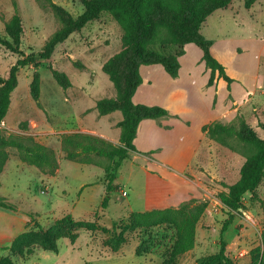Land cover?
<instances>
[{
	"label": "rangeland",
	"instance_id": "374dc122",
	"mask_svg": "<svg viewBox=\"0 0 264 264\" xmlns=\"http://www.w3.org/2000/svg\"><path fill=\"white\" fill-rule=\"evenodd\" d=\"M52 1L74 17L83 10L80 0ZM14 6L22 22V54L38 52L61 26L59 18L37 0H0L2 34L5 22L14 14ZM201 33L213 40L212 54L233 78L228 90L226 82L216 76L212 84V116L205 124L237 125L242 118L264 137V0H230L226 8L206 18ZM193 46L185 49L182 64L191 70L198 93L206 70L200 65L199 48ZM121 48L122 29L108 12H103L57 44L51 56L40 60L37 67L30 64L18 71L17 85L0 122L1 131L5 136L30 137L49 147L54 163L29 164L21 160L17 148L3 149L6 158L0 167V197L14 208H0V246L23 231L46 230L66 214L95 221L98 228L75 230L71 236L57 239L54 249L40 244L30 245V253L12 254L0 249V264H165L164 244L172 230L155 227L142 238L140 228L130 225L129 216L132 211L177 207L186 201L202 203L205 208L196 225L194 247L182 254L176 264H200L202 258L216 253L221 243L232 264H258L253 260L255 252L264 263V204L258 200L264 199V181L254 194L243 196L241 208L222 231L228 214L217 195L238 179L245 160V149L237 138L221 135L215 139L201 129L194 161L183 170L165 164L164 173L142 160L144 156L153 158L160 148L142 152L144 155L130 153L119 164L116 158L109 161L90 156V161L85 162L67 157L62 140L74 131L119 143L117 122L122 118L121 112L100 115L96 101L116 95L102 66ZM20 56L0 45V75L4 76ZM52 69L63 71L71 85L62 88L53 78ZM35 72L40 80L38 99L30 93ZM152 78L156 82L150 90L154 101L174 104L171 85L162 71L154 68ZM207 81L205 85L212 86ZM204 98L205 95L201 100ZM190 118L192 138L198 133L199 119L196 114ZM149 137H142L141 142L149 143ZM153 138V144L159 142L166 147L164 155L173 154L168 150L173 146L168 145L166 138ZM106 165L115 170L114 183L120 188L110 194L107 206L101 207Z\"/></svg>",
	"mask_w": 264,
	"mask_h": 264
},
{
	"label": "trees",
	"instance_id": "16d2710c",
	"mask_svg": "<svg viewBox=\"0 0 264 264\" xmlns=\"http://www.w3.org/2000/svg\"><path fill=\"white\" fill-rule=\"evenodd\" d=\"M41 6L53 10L61 22L45 41L38 52L22 54L20 41L23 33L22 22L17 7L14 14L5 22L4 33L0 32V45L10 52L21 54L4 76L0 75V122L4 118L10 104L11 92L17 85L18 71L27 66L37 67L39 61L47 59L55 46L63 42L70 34L79 31L87 23L98 19L103 12H108L122 29V48L107 59L102 70L114 84L116 95L112 98H101L96 101V109L100 115L120 111L122 118L117 122L120 128L119 143L115 144L103 137L74 131L66 134L62 140L66 155L70 159L90 161V156L103 157L109 161L129 157L136 151L134 138L138 124L146 118L159 119L175 116L160 105L134 103L132 96L142 82L139 71L141 65L160 64L165 72L175 78L180 68L179 57L185 53V44L194 43L201 51V60L210 70L207 85L222 78L227 89L233 81L225 70V66L212 54L213 40L201 33L206 18L218 9L228 6L230 0H80L82 12L76 17L52 0H37ZM52 76L62 88H68L71 82L60 70L52 69ZM39 74L35 72L30 82V93L34 99L39 96ZM211 138L220 139L221 135L235 137L242 144L245 160L239 170L238 179L228 186L226 191L217 197L227 208L228 217L224 220L222 231L231 223L233 213L241 208L242 198L246 193L254 194L264 181V137L244 120L239 119L237 125L213 122L201 127ZM15 147L22 161L34 165L54 163L52 150L30 137L5 136L0 128V167L6 158L3 149ZM107 178L105 194L100 206L106 207L110 194L119 190L114 183L116 172L110 165L104 167ZM264 204V199H258ZM0 208L13 210L14 205L0 197ZM205 205L186 201L177 207L153 208L130 213V225L140 228L142 238L150 234L155 227H168L172 234L165 242L167 248L165 264H176L177 259L194 247L196 225L204 212ZM98 228L95 221L74 219L66 214L46 230L23 231L0 249H8L10 253L28 252L30 245L40 244L54 249L57 239L71 236L75 230L94 231ZM139 252V249H138ZM255 252V250H254ZM260 255L255 252L254 262L264 264ZM200 264H232L224 243L219 250L200 260Z\"/></svg>",
	"mask_w": 264,
	"mask_h": 264
},
{
	"label": "crops",
	"instance_id": "0c3cea01",
	"mask_svg": "<svg viewBox=\"0 0 264 264\" xmlns=\"http://www.w3.org/2000/svg\"><path fill=\"white\" fill-rule=\"evenodd\" d=\"M193 45L194 43H187L185 44L184 48L186 49L187 47H191ZM212 49L213 46H211V50ZM199 53L201 56L202 51L200 49ZM183 55L178 58L180 68L178 71V75L175 78L168 75L160 64L141 65L139 71L142 77V82L137 87L134 95L132 96V101L134 103L160 105L162 107L164 106V108H168L167 110L171 115H176V117L169 116L166 118H146L141 120L138 124L136 136L133 140L136 147V151L134 153L139 155H144L142 154V152L160 148L159 152L153 153V158L144 156L142 160L145 162H150V166H153L155 169L157 168L161 171V173H164L165 171V164L173 167L174 169L183 170L188 166V164L194 161L198 149V137H200L202 134L201 127L212 116L211 106L213 103L215 85L209 87L205 85L210 70L206 69L204 62L201 60V67L203 71L206 70V79L203 87L198 91V93H196L192 72L191 70H187V68L183 67ZM154 68H158L159 70H161L166 79L169 80V84L171 85L172 89L170 94L174 100V104L168 105L163 102L154 101L156 98L152 95V91H150L151 89L153 90L156 86V82L152 78V70ZM203 95H205L204 101L201 100ZM194 114L198 115L199 119L198 124L196 125L198 133L195 132L197 134H194V136L190 138L192 128L190 115ZM144 136H150L149 138L151 139V141L149 143H142L141 139L142 137L144 138ZM157 136L166 138L168 145L173 146L172 148L168 149L173 151L172 155H164L166 147L161 143L158 142L156 144H153V137ZM10 239L7 240V243Z\"/></svg>",
	"mask_w": 264,
	"mask_h": 264
}]
</instances>
